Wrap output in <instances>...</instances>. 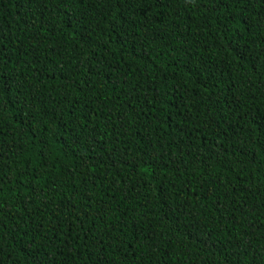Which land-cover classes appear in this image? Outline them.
I'll return each instance as SVG.
<instances>
[{
	"label": "trees",
	"instance_id": "trees-1",
	"mask_svg": "<svg viewBox=\"0 0 264 264\" xmlns=\"http://www.w3.org/2000/svg\"><path fill=\"white\" fill-rule=\"evenodd\" d=\"M0 264H264V0H0Z\"/></svg>",
	"mask_w": 264,
	"mask_h": 264
}]
</instances>
